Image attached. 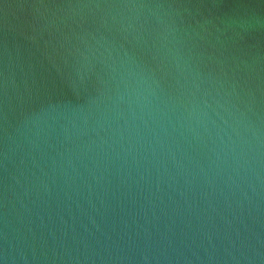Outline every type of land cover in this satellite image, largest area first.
<instances>
[{"label":"water","instance_id":"obj_1","mask_svg":"<svg viewBox=\"0 0 264 264\" xmlns=\"http://www.w3.org/2000/svg\"><path fill=\"white\" fill-rule=\"evenodd\" d=\"M0 264H264V0H0Z\"/></svg>","mask_w":264,"mask_h":264}]
</instances>
